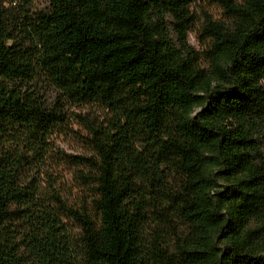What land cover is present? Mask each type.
<instances>
[{
	"label": "trees",
	"instance_id": "obj_1",
	"mask_svg": "<svg viewBox=\"0 0 264 264\" xmlns=\"http://www.w3.org/2000/svg\"><path fill=\"white\" fill-rule=\"evenodd\" d=\"M47 1L0 0V264H264V0L205 50L199 0ZM81 104L88 156L52 140Z\"/></svg>",
	"mask_w": 264,
	"mask_h": 264
},
{
	"label": "rangeland",
	"instance_id": "obj_2",
	"mask_svg": "<svg viewBox=\"0 0 264 264\" xmlns=\"http://www.w3.org/2000/svg\"><path fill=\"white\" fill-rule=\"evenodd\" d=\"M237 1V0H236ZM47 0H33L34 9H45ZM198 22L191 32L189 42L198 50L208 48V42L202 38L201 31L207 17L214 21L228 20L225 10L216 0H199L194 7ZM93 108L86 104L72 105L68 107L66 125L53 137V143L66 154L88 156L92 153L90 146V132L87 119L92 118ZM102 113V112H97ZM102 115V114H101ZM51 171L52 178L59 183L62 196L69 202L82 204L90 201L95 195V187L82 180L79 173L88 172L81 167L62 166Z\"/></svg>",
	"mask_w": 264,
	"mask_h": 264
}]
</instances>
